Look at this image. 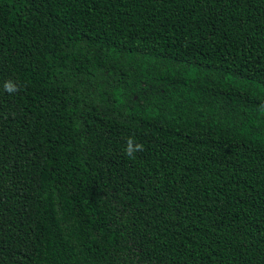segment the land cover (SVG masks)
Listing matches in <instances>:
<instances>
[{
	"label": "trees",
	"instance_id": "obj_1",
	"mask_svg": "<svg viewBox=\"0 0 264 264\" xmlns=\"http://www.w3.org/2000/svg\"><path fill=\"white\" fill-rule=\"evenodd\" d=\"M0 264H264V0H0Z\"/></svg>",
	"mask_w": 264,
	"mask_h": 264
},
{
	"label": "clouds",
	"instance_id": "obj_2",
	"mask_svg": "<svg viewBox=\"0 0 264 264\" xmlns=\"http://www.w3.org/2000/svg\"><path fill=\"white\" fill-rule=\"evenodd\" d=\"M4 89L8 92V93H14L16 91H18L17 87L15 86V84L12 81H8L4 84ZM143 149V145L142 144H135L133 142L132 138H129L127 141V147L125 149V153L129 158H135V153L142 150Z\"/></svg>",
	"mask_w": 264,
	"mask_h": 264
}]
</instances>
